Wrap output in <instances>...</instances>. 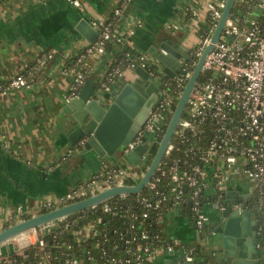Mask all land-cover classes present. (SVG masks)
<instances>
[{"label":"built area","instance_id":"built-area-1","mask_svg":"<svg viewBox=\"0 0 264 264\" xmlns=\"http://www.w3.org/2000/svg\"><path fill=\"white\" fill-rule=\"evenodd\" d=\"M130 1L120 0L119 5L113 10V19L121 17L123 9ZM225 1L217 0L215 3H207V15L203 23L208 20L211 26L207 33H200V39L191 52L196 58L209 43L210 35L222 13ZM70 2L76 7L81 6L79 0H70ZM235 12H241V15ZM183 16L189 19L191 24L193 21L199 24L202 20L197 11L192 8H185ZM91 26L97 34L77 53L75 65L78 67L88 56L95 53L104 54L108 43L122 44L127 41L120 31L113 29L112 22L92 21ZM178 28L177 24L167 25L169 31H175ZM55 52L54 49H50L41 53L25 71L5 82H0V93L5 94L10 90L30 86L34 82V73L44 68ZM184 57L182 56L179 67ZM138 66L145 69L150 77L156 80L160 91L157 101L149 110L148 117L140 130L125 146L117 150L118 157L114 159L113 166L103 164L104 170L91 175L88 181L82 180L77 183L58 201L42 203L41 209H52L65 205L68 201L94 195L98 192L90 194L89 189L99 180L108 184L104 189L123 184L134 185L119 180L123 175L120 166L124 165V161L128 159L127 155L137 146L147 143V149H149V138H157L159 131L166 123L167 116L172 112L171 100L166 89L168 84L162 76L165 74L151 70L143 53H141ZM135 67L137 66H134L132 62L128 64L120 62L108 68L100 79L99 88L105 92L110 91L116 80L123 77L124 68L134 69ZM201 74L203 78L201 81L197 80L186 109L174 131L172 141L164 153V156L171 155L174 148L179 145L182 146V156L173 159L167 172L163 169L156 173L159 169L158 165L144 186L156 198L151 199L149 195L143 196L140 204L145 210L160 209L165 196L158 190V184L162 181L161 177L168 174V190L172 205L188 200L194 226L197 230H202V226L210 220L201 208L200 200L208 183L212 182L216 188L214 204L223 210L228 205L225 197L227 184L230 180L241 176L251 188L249 203L241 200L237 201L233 207L240 208L243 205L247 208L249 205L254 208L258 217L259 232H261L264 230V0H234L233 9L224 23L218 40L203 62ZM189 77V73L183 69L181 72L178 70L172 78L180 86ZM85 80L84 75L75 73L67 100L76 95ZM2 138L0 134V141L6 145V141ZM83 141L80 140L78 145H82ZM71 153L72 149H69L67 156ZM145 153L146 151L139 156V160L144 157ZM184 187L189 190L187 196L184 194ZM125 195L127 194L118 196ZM110 199L100 203L103 204L102 210L106 213H113L117 208L116 205L112 206L107 202ZM18 212L23 213L24 210L18 207ZM142 217H147V212H144ZM55 224H48L44 231L34 228L15 236L12 244L16 249L13 252L24 259L27 256L25 250L30 246H35L34 256L37 258V264H49L52 255L46 251L47 243L41 234ZM89 230L91 229L87 226L81 229L82 237L88 236ZM126 231L131 233L127 238L123 232L114 230L118 233L119 242L111 243V252L103 250L102 260L97 264H152L153 254L158 248L163 247L168 251H173L179 246L178 242L167 241L157 247L154 242L161 241L158 234L150 239L147 229L134 230L133 224ZM104 232L105 230L102 231L103 235H105ZM67 248L69 249L70 246L68 245ZM184 260L194 262L191 250L185 252ZM14 263H17L16 259L11 258L9 254L0 257V264ZM18 264H25V262L21 260ZM64 264H80V260L66 253Z\"/></svg>","mask_w":264,"mask_h":264},{"label":"crops","instance_id":"crops-1","mask_svg":"<svg viewBox=\"0 0 264 264\" xmlns=\"http://www.w3.org/2000/svg\"><path fill=\"white\" fill-rule=\"evenodd\" d=\"M179 1L131 0L122 11L121 34L141 53L167 42L186 56L191 50L182 47L179 36L192 25L183 16L185 8H178ZM79 2L80 7L70 0L0 2V82L25 71L41 53L56 51L45 67L34 73L30 86L0 93V134L6 141V145L0 141V230L23 215L40 213L42 203L58 201L77 183L103 169L102 158L93 153L80 154L75 149L67 156L72 145L63 122L64 105L75 77V66L70 62L91 42L77 31L76 25L82 19L90 25L92 21L110 20L120 0ZM199 15L200 24L206 16ZM176 18L184 27L174 33L167 30V25ZM113 52L101 54L98 59H85L79 69L96 83L111 66ZM124 83L117 81L111 92L115 93ZM250 190L248 182L237 176L227 184L226 193L232 192L233 200L249 203ZM18 207L24 212L19 213ZM215 207L210 204L203 209L210 219L206 230H197L190 218L177 212L168 214L167 237L179 246L173 251L158 248L152 264H211L205 257L212 246L205 242L211 230L217 228ZM247 209L252 207L248 205ZM247 229L250 231L251 227ZM189 250L195 254L194 262L184 260ZM8 254L7 245H1L0 257Z\"/></svg>","mask_w":264,"mask_h":264},{"label":"water","instance_id":"water-1","mask_svg":"<svg viewBox=\"0 0 264 264\" xmlns=\"http://www.w3.org/2000/svg\"><path fill=\"white\" fill-rule=\"evenodd\" d=\"M233 5L234 0L225 1L222 13L210 35L209 43L198 57L178 97L156 153L138 182L134 185L123 184L109 187L87 198L20 219L0 230V246L7 245L9 252L12 253L13 238L23 232L34 228L44 231L48 224H55L75 212L120 194H136L144 188L172 141L177 124L202 72L203 62L214 43L217 42ZM235 13L241 15V12ZM76 29L88 41H92L97 34L96 30L83 19L78 22ZM151 48L148 53L155 56L161 65V72L168 77H174L178 73L183 56L181 51L167 42H162L158 46L153 45ZM133 73L135 75L133 81L120 85L115 93L111 92L112 89L105 92L92 79H86L76 95L66 101L63 122L69 129L67 139L80 154L93 153L99 158L111 157L121 146H125L144 124L160 91L156 80L152 79L145 69L137 66L133 69ZM80 140H84L82 145H78ZM147 148L148 144L143 143L128 154L127 158L136 163ZM232 195V192L226 193L225 197L229 201L225 209L220 210L218 206L215 207L217 228L209 233V239L205 242L207 245L211 243L212 246L207 249L209 253L205 258L211 264H264V230L259 232L258 217L254 208L249 210L243 205L240 208H234L233 205L237 201L232 199ZM250 220L253 221L251 224L248 223ZM247 227H251L250 231ZM206 229L207 225L204 224L202 230ZM200 237L203 238L201 234Z\"/></svg>","mask_w":264,"mask_h":264},{"label":"trees","instance_id":"trees-1","mask_svg":"<svg viewBox=\"0 0 264 264\" xmlns=\"http://www.w3.org/2000/svg\"><path fill=\"white\" fill-rule=\"evenodd\" d=\"M2 0H0L1 2ZM108 22L113 23V29L116 31L121 30V25L123 23V17L121 16L119 19H113L111 16ZM211 24L208 20L204 23L199 24V31L201 34L207 33L209 31ZM114 51V60L111 63V67L120 64V62L124 64L133 63L134 66H138L140 63L141 52L135 46L131 45L129 41H126L122 44H115L114 42H110L107 44L105 53ZM193 51V50H192ZM187 54L179 67L180 72L186 70L189 75H191L192 70L194 69L195 63L198 58L191 54V52ZM74 57L73 61L70 62V65L75 66V73H79L85 76L87 79L88 73L85 70L79 69L78 65H75ZM150 67V66H149ZM151 68V67H150ZM151 70H153L151 68ZM164 81H167V94L171 100V111L173 112L178 97L181 94L183 87L185 86L187 80H184L180 86H178L172 77H168L167 75H162ZM122 78V77H121ZM121 78L116 80L119 81ZM203 78V74L199 76L198 81H201ZM100 81L96 82L98 85ZM171 112V114H172ZM171 114L167 116L165 125L159 131L157 136V144H155L150 149V164L152 158L154 157L157 146L161 140L162 135L164 134L168 121L170 119ZM74 148V146H72ZM182 156V146H177L171 152V155L164 156L159 164V169L156 171L158 173L161 170H168L174 158ZM168 175V174H167ZM161 177V182L158 184V190L163 193L165 196V201L161 205L158 210H145L144 207L140 204V199L143 196H150L151 199L156 198L151 195L150 192L146 188H143L140 192L136 194H127L123 197L115 196L112 197L109 201V204L116 205L117 208L113 213H106L102 210L103 204H99L95 207L86 208L82 211L75 212L63 220L58 221L52 228H48L44 233L41 234L42 238L46 241L47 247L46 251L51 253L52 259L49 264H64L65 254L69 253L71 256L78 257L80 260V264H97L102 260V251L106 250L107 252H111V243L119 242L118 241V233L123 232L125 237H129L131 235L130 231H126L130 229V225H134V230L147 229L149 238L153 239L155 234H158V237L161 239L159 242H154V244L159 247L165 242L171 241L167 237V215L172 212H177L184 217L190 218L192 221L193 214L190 207L189 201H185L178 205H172L171 195L169 194V185H168V176ZM127 184H135L136 181L126 182ZM215 187L212 182L208 183L207 189H205L201 196V208L204 209L206 205L214 204L216 201L215 195ZM185 196L188 195L189 190L184 189ZM81 199H76L74 201H68V203L75 202ZM50 208H42L40 212H45ZM147 212V217H142V214ZM29 214L23 215L22 219L28 218ZM90 224V225H88ZM194 224V223H193ZM93 228L89 230V235L86 237H82L81 229L87 227ZM93 230V232H92ZM105 230L104 234L102 231ZM92 232V233H91ZM91 234V235H90ZM70 246L68 249L67 246ZM35 246H30L27 250H25L26 258H22L16 253L12 252L9 256L13 259H16L18 264L19 261L23 260L25 264H37V258L34 256ZM195 255V254H193Z\"/></svg>","mask_w":264,"mask_h":264},{"label":"rangeland","instance_id":"rangeland-1","mask_svg":"<svg viewBox=\"0 0 264 264\" xmlns=\"http://www.w3.org/2000/svg\"><path fill=\"white\" fill-rule=\"evenodd\" d=\"M217 0H180L179 1V7L183 8H192L197 11L198 14H202L204 16L207 15V3H215ZM170 24H177L179 28H183L184 25L178 24V19H174L171 21ZM192 27L189 28L187 32H184L182 35L179 36V41L184 49L187 51L189 50H194L195 46L197 45L199 39H200V31H199V26L196 25V23L193 21L192 22ZM174 33H177L179 30H172ZM82 50V49H81ZM144 54V53H143ZM145 59L146 62L148 63V66H150L155 73H159L161 71V65L157 62L155 59L154 55H150L148 53H145ZM101 56V54L95 53L91 56H88L86 58H94L98 59ZM84 63V62H83ZM83 63L80 65L83 66ZM123 77L121 80L123 82H128V81H133L135 78V75L133 73L132 68H124L122 71ZM100 81V80H99ZM98 82V81H97ZM149 144L150 147L149 149L146 150V153L142 159H140L138 162L134 163L129 159H126L124 161V165L120 166V168L123 170V175L119 178V180L124 181V182H130V181H136L140 179L142 173L148 166V162L150 161V149L157 144V138L151 137L149 138ZM69 149H72L73 151H76L78 149L70 147ZM76 149V150H75ZM118 157V152H116L114 155L110 156H105L102 158L103 164L111 167L114 165V159ZM104 170V166H103ZM85 181L89 180V177L84 179ZM107 183L103 180H99L96 184H94L91 189H89L90 194H94L96 192L101 191L102 189L107 187ZM20 218V216L18 217ZM94 225L91 227H87L88 229L93 228ZM93 232V231H92ZM91 232V233H92Z\"/></svg>","mask_w":264,"mask_h":264}]
</instances>
